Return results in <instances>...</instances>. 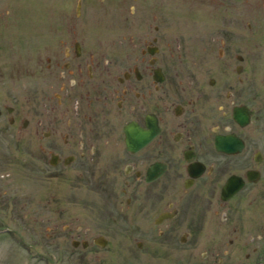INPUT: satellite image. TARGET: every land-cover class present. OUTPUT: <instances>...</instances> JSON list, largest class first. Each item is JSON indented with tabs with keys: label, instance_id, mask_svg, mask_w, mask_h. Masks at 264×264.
<instances>
[{
	"label": "flooded vegetation",
	"instance_id": "1",
	"mask_svg": "<svg viewBox=\"0 0 264 264\" xmlns=\"http://www.w3.org/2000/svg\"><path fill=\"white\" fill-rule=\"evenodd\" d=\"M35 1L34 43L0 55L18 53L9 83L29 95L0 118L28 131L35 115L34 133L0 138L20 143L27 179L52 181L70 247L99 248L117 228L181 243L249 232L264 197L250 0Z\"/></svg>",
	"mask_w": 264,
	"mask_h": 264
},
{
	"label": "rangeland",
	"instance_id": "2",
	"mask_svg": "<svg viewBox=\"0 0 264 264\" xmlns=\"http://www.w3.org/2000/svg\"><path fill=\"white\" fill-rule=\"evenodd\" d=\"M178 2L173 0V4ZM235 5L243 7V0ZM250 5L252 53L264 56V0H250ZM37 6L35 0H0V55L1 48L8 49L11 44L34 43ZM22 16L31 24L27 26V38L22 35ZM8 54L0 57V108H23L29 95L8 79L18 53ZM31 117L28 131L11 127L4 117L0 118V135L34 133L35 115ZM17 144L0 138V264H264V197L251 206L259 213L253 217L251 230L238 239L203 238L181 243L179 239L135 238L117 228L103 249L74 250L68 235L61 233L66 223L52 217V181L43 183L35 176L27 179L31 172L23 166L24 155L15 148ZM73 225L84 228L87 223ZM79 239L89 238L80 235ZM137 243L142 246L138 248Z\"/></svg>",
	"mask_w": 264,
	"mask_h": 264
},
{
	"label": "water",
	"instance_id": "3",
	"mask_svg": "<svg viewBox=\"0 0 264 264\" xmlns=\"http://www.w3.org/2000/svg\"><path fill=\"white\" fill-rule=\"evenodd\" d=\"M224 193H226V190H224ZM95 245H97L99 248L103 249L107 245V242L105 239L99 238L95 241Z\"/></svg>",
	"mask_w": 264,
	"mask_h": 264
}]
</instances>
